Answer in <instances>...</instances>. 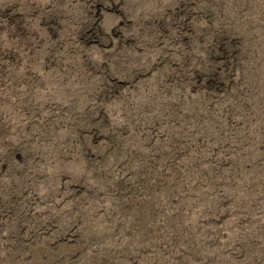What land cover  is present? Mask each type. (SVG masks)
<instances>
[{"label":"rangeland","instance_id":"obj_1","mask_svg":"<svg viewBox=\"0 0 264 264\" xmlns=\"http://www.w3.org/2000/svg\"><path fill=\"white\" fill-rule=\"evenodd\" d=\"M0 264H264V0H0Z\"/></svg>","mask_w":264,"mask_h":264}]
</instances>
